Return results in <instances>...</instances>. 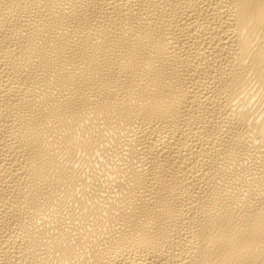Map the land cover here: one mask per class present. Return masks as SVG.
<instances>
[{
  "label": "bare ground",
  "instance_id": "bare-ground-1",
  "mask_svg": "<svg viewBox=\"0 0 264 264\" xmlns=\"http://www.w3.org/2000/svg\"><path fill=\"white\" fill-rule=\"evenodd\" d=\"M0 264H264V0H0Z\"/></svg>",
  "mask_w": 264,
  "mask_h": 264
}]
</instances>
